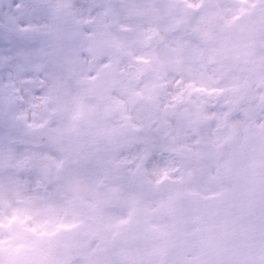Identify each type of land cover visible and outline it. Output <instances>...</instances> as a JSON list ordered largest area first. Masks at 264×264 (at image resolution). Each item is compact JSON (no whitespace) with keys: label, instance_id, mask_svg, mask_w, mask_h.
<instances>
[{"label":"snow or ice","instance_id":"snow-or-ice-1","mask_svg":"<svg viewBox=\"0 0 264 264\" xmlns=\"http://www.w3.org/2000/svg\"><path fill=\"white\" fill-rule=\"evenodd\" d=\"M0 264H264V0H0Z\"/></svg>","mask_w":264,"mask_h":264}]
</instances>
